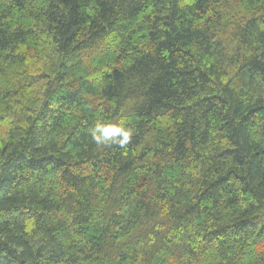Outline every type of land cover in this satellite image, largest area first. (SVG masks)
<instances>
[{
    "label": "trees",
    "instance_id": "16d2710c",
    "mask_svg": "<svg viewBox=\"0 0 264 264\" xmlns=\"http://www.w3.org/2000/svg\"><path fill=\"white\" fill-rule=\"evenodd\" d=\"M0 264H264V0H0Z\"/></svg>",
    "mask_w": 264,
    "mask_h": 264
},
{
    "label": "clouds",
    "instance_id": "9594fccd",
    "mask_svg": "<svg viewBox=\"0 0 264 264\" xmlns=\"http://www.w3.org/2000/svg\"><path fill=\"white\" fill-rule=\"evenodd\" d=\"M92 140L98 145H128L133 136V130L125 126L123 121L104 122L97 121L90 129Z\"/></svg>",
    "mask_w": 264,
    "mask_h": 264
}]
</instances>
